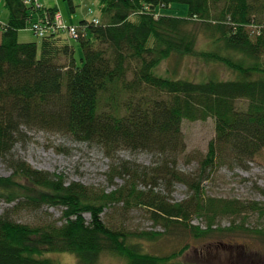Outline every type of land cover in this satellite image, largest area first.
I'll return each mask as SVG.
<instances>
[{"label": "trees", "instance_id": "trees-1", "mask_svg": "<svg viewBox=\"0 0 264 264\" xmlns=\"http://www.w3.org/2000/svg\"><path fill=\"white\" fill-rule=\"evenodd\" d=\"M5 1L0 159L12 173L0 176V205L15 206L0 214V264H58L45 256L49 253L74 254L79 264H99L103 255L125 264H190L181 261L189 244L157 256L143 253L138 238L248 232L264 241V225L246 227L251 214L264 219V203L209 197L203 185L215 169L241 165L264 149V0H100L98 24L83 20L75 39L56 31L29 43L19 41L20 32L54 18L59 7ZM176 4L188 6L186 17L162 14ZM200 31L214 38L217 49L197 48ZM71 41L82 49L81 65ZM171 56L201 57L235 77L223 80L213 73L196 81L158 74ZM209 118L215 120L216 137L197 172L186 174L177 166L185 146L182 124ZM24 128L99 146L112 161L110 181L121 177L124 184L107 192L33 167L13 154ZM123 150L152 154L154 166L121 160ZM176 183L188 187L189 199L173 202L156 191L163 185L171 192ZM120 204L124 212L145 209L165 231L110 227L102 215ZM45 206L64 208L60 219L28 224L9 215ZM224 216L232 218L228 228L217 224ZM195 217L205 221V229L192 223Z\"/></svg>", "mask_w": 264, "mask_h": 264}, {"label": "rangeland", "instance_id": "rangeland-1", "mask_svg": "<svg viewBox=\"0 0 264 264\" xmlns=\"http://www.w3.org/2000/svg\"><path fill=\"white\" fill-rule=\"evenodd\" d=\"M40 3L54 7L58 6L64 19L72 25H78L83 20L92 22L94 17H100V0H40ZM73 3V5H72ZM74 6V11L72 9ZM93 11V12H92ZM162 14L186 17L188 6L176 4L169 9H162ZM9 10L5 0H0V23L7 22ZM256 28H252L254 31ZM41 38L36 36L29 27L20 32L19 41L22 43L39 42ZM2 30L0 29V42ZM199 50H215L209 33H198ZM76 49L78 65L82 64V49L80 45L71 41ZM157 73L164 77L187 78L200 81L206 76L215 73L223 80H229L235 75L225 66L215 67L213 63H206L201 57L185 56L179 59L171 56L158 67ZM246 101L239 106L246 107ZM24 138L19 141L13 154L25 160L33 167L50 173L63 174L68 183L80 182L87 187L103 188L107 192L122 186L125 182L121 177L114 182L109 179V169L112 161L106 157L102 148L97 145L80 142L70 135L61 132H49L46 130L24 128ZM182 132L185 137L184 151L177 160L178 169L186 174L195 173L199 169L200 162L208 152L209 143L216 137L215 120L209 118L206 121H184ZM120 159L139 166H154L156 157L148 152L120 151ZM12 173L8 165L0 159V176H10ZM206 195L228 200H238L243 203H264V149L259 151L251 160L245 163L234 164L233 167L223 165L203 182ZM162 194H169L173 202H182L189 199L188 187L183 183H176L172 191L168 192L163 185L156 189ZM13 204L2 203L0 214L11 210ZM64 208L45 206L38 211L13 210L10 217L22 223L39 224L58 220L62 216ZM106 224L110 227L123 226L133 232L165 231L163 227L156 226L149 213L145 209H130L125 211L122 205H117L105 210L102 215ZM87 220L91 219L89 213L85 214ZM232 218L224 216L217 224L221 227H230ZM62 222H59L61 224ZM194 225L206 228L203 219L195 217ZM264 225L259 214H251L248 218V228ZM141 251L157 256H166L178 251L189 244V250L181 258V261L190 264H264V241L259 235L248 232H235L218 234L214 237L196 239L189 236H165L156 241L141 239ZM45 256L55 260L58 264H79L78 257L70 253H49ZM125 260L117 256L103 255L99 264H125Z\"/></svg>", "mask_w": 264, "mask_h": 264}, {"label": "built area", "instance_id": "built-area-1", "mask_svg": "<svg viewBox=\"0 0 264 264\" xmlns=\"http://www.w3.org/2000/svg\"><path fill=\"white\" fill-rule=\"evenodd\" d=\"M33 29L40 37H44L49 33L51 34L59 30L67 31L72 37L77 36V28L65 24L60 14H56L52 19H50V17L43 20L40 19L39 22L34 24Z\"/></svg>", "mask_w": 264, "mask_h": 264}, {"label": "crops", "instance_id": "crops-1", "mask_svg": "<svg viewBox=\"0 0 264 264\" xmlns=\"http://www.w3.org/2000/svg\"><path fill=\"white\" fill-rule=\"evenodd\" d=\"M58 7V6H57ZM3 23H6V22H3ZM19 39H20V34H19ZM2 41V40H1Z\"/></svg>", "mask_w": 264, "mask_h": 264}]
</instances>
